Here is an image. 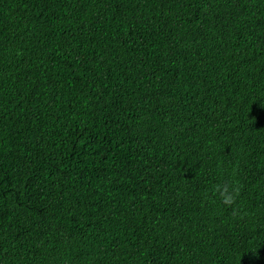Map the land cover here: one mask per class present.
<instances>
[{
	"label": "trees",
	"instance_id": "obj_1",
	"mask_svg": "<svg viewBox=\"0 0 264 264\" xmlns=\"http://www.w3.org/2000/svg\"><path fill=\"white\" fill-rule=\"evenodd\" d=\"M0 264H264V0H0Z\"/></svg>",
	"mask_w": 264,
	"mask_h": 264
},
{
	"label": "clouds",
	"instance_id": "obj_2",
	"mask_svg": "<svg viewBox=\"0 0 264 264\" xmlns=\"http://www.w3.org/2000/svg\"><path fill=\"white\" fill-rule=\"evenodd\" d=\"M215 191L219 193L222 203L225 206H232L237 198V192L230 185L219 184L215 187Z\"/></svg>",
	"mask_w": 264,
	"mask_h": 264
}]
</instances>
